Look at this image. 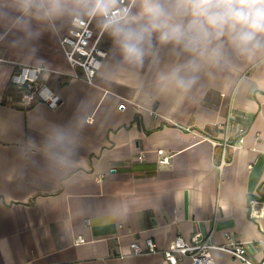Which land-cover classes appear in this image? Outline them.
<instances>
[{
  "label": "crops",
  "instance_id": "0c3cea01",
  "mask_svg": "<svg viewBox=\"0 0 264 264\" xmlns=\"http://www.w3.org/2000/svg\"><path fill=\"white\" fill-rule=\"evenodd\" d=\"M94 7L0 0V264H167L162 253L196 231L216 246L230 234L264 261V48L242 54L225 35L213 42L219 55L193 54L154 33L142 63H130L111 25L90 85L60 40ZM141 7L137 0L119 26L144 25ZM37 67L46 68L43 99L56 96L57 107L20 106L12 78ZM160 150L173 155L169 166L158 164ZM149 240L157 254H133L134 243ZM212 256L240 264L222 251Z\"/></svg>",
  "mask_w": 264,
  "mask_h": 264
},
{
  "label": "clouds",
  "instance_id": "9594fccd",
  "mask_svg": "<svg viewBox=\"0 0 264 264\" xmlns=\"http://www.w3.org/2000/svg\"><path fill=\"white\" fill-rule=\"evenodd\" d=\"M115 2L95 0L93 11L106 17V24L116 25L112 36L130 63H142L145 45H151L154 33L161 44L193 54L219 55V45L213 47V42L225 35L242 54L264 48V0H142L140 15L146 23L137 29L121 27L110 16ZM190 63L193 70L198 68L195 60ZM192 82L194 78L179 80L181 85Z\"/></svg>",
  "mask_w": 264,
  "mask_h": 264
},
{
  "label": "built area",
  "instance_id": "2783aa9c",
  "mask_svg": "<svg viewBox=\"0 0 264 264\" xmlns=\"http://www.w3.org/2000/svg\"><path fill=\"white\" fill-rule=\"evenodd\" d=\"M137 0H116L110 8V16L114 17L117 23L126 21L131 14L133 6ZM96 13L90 17L83 18L76 16L72 19L69 32L61 38L60 44L64 55L75 71L82 72V78L90 85L95 84L96 77L100 72L108 53L101 46V37L106 29L111 26L106 24V17L102 18V29L99 34L94 29V20ZM45 67L21 68L12 78V85L18 89L21 95L20 106L23 109H31L38 102L43 101L51 107H57L56 96L50 95L43 99L48 87L43 81ZM76 77L79 75L75 72ZM120 110L125 109V105H120ZM245 140L241 138L236 149L243 148ZM158 164L160 166H169L173 155H167L165 151H158ZM140 161L145 157L140 155ZM99 181L102 178L98 179ZM260 202L253 201L251 204V214L253 217H260L263 208ZM260 206V207H259ZM260 213V214H259ZM90 225V223H87ZM85 240L79 238L77 244H83ZM218 250L231 255L240 264H264V261L258 262L248 255V243L237 241L232 235H226V243L216 246L212 242V234L203 235L200 231L194 233L192 239L187 241L182 236H178L169 249L162 253L167 264H214L212 251ZM134 255L157 254V246L151 240L143 248L138 243L132 245Z\"/></svg>",
  "mask_w": 264,
  "mask_h": 264
}]
</instances>
